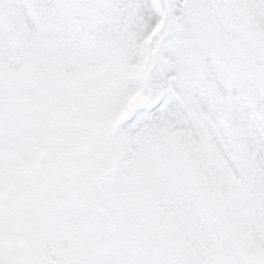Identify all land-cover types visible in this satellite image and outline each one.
<instances>
[{"label": "snow or ice", "instance_id": "obj_1", "mask_svg": "<svg viewBox=\"0 0 264 264\" xmlns=\"http://www.w3.org/2000/svg\"><path fill=\"white\" fill-rule=\"evenodd\" d=\"M0 264H264V0H0Z\"/></svg>", "mask_w": 264, "mask_h": 264}]
</instances>
